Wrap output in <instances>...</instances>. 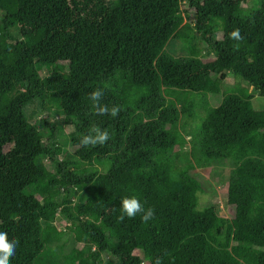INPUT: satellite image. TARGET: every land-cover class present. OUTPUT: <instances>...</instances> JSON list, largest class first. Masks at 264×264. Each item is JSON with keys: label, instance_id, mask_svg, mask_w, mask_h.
Returning <instances> with one entry per match:
<instances>
[{"label": "trees", "instance_id": "trees-1", "mask_svg": "<svg viewBox=\"0 0 264 264\" xmlns=\"http://www.w3.org/2000/svg\"><path fill=\"white\" fill-rule=\"evenodd\" d=\"M246 1L0 0V232L18 242L10 264H63L56 213L86 238L71 264H107L102 255L264 264V109L253 103L264 98V0L241 12ZM178 41L188 55L168 51ZM95 89L101 105L120 106L117 117L97 114ZM51 110L71 128L70 157L59 156V122L41 117ZM93 127L110 139L81 145ZM217 163L231 169L228 218L200 205L195 171ZM130 196L154 218L120 221Z\"/></svg>", "mask_w": 264, "mask_h": 264}, {"label": "rangeland", "instance_id": "rangeland-1", "mask_svg": "<svg viewBox=\"0 0 264 264\" xmlns=\"http://www.w3.org/2000/svg\"><path fill=\"white\" fill-rule=\"evenodd\" d=\"M257 0H247L243 6H241L239 9L241 12H247L252 7H254V3ZM187 17H185V20H188L191 23H196V16L193 13H190L189 15L186 14ZM217 36L220 38L219 33ZM168 51L174 55L175 57L185 56L188 55L189 52L185 48V45L178 41V42H170V44L167 47ZM234 79L231 74L227 76V79L224 82L225 86H233L234 85ZM246 87L249 88L250 91L253 89L245 84ZM168 99H174L173 96L166 95ZM256 98L254 100V106L256 109L263 110L264 109V98L258 97L255 94ZM55 116L58 119L53 120V116ZM48 116L50 121L53 122H59L61 126V130H59L60 133L63 134L61 137V140L63 141L62 146L63 149L61 152H59V156L64 159L67 157H70L73 153V149L69 146L68 136L71 132V128L66 126V124H62L63 118L59 114L57 115L55 113V110H51L47 114H42L41 117L44 118V116ZM32 120V118H31ZM47 132V129L44 131ZM187 140H190V138H187ZM189 148V147H188ZM78 168H89V165L87 164H81V166ZM230 167L228 165L217 163L209 168H197L195 171V174L197 178L202 182L203 185V192L199 195L200 198V205L202 207H209V206H217L219 209L220 216L223 217H232L233 211H231L230 208H228L227 205V192H228V176L230 174ZM91 219H93L92 216H87ZM87 217H81L83 219H86ZM53 227L55 228L56 234L63 233V239L60 242L59 245H55V249L57 252V256L62 259L64 262H61L63 264H71L72 262H69L70 260H77L81 261L84 259L83 256V245L86 243V238L81 233L79 227H74L73 224H68L63 217L58 213H56L54 220H53ZM65 234V236H64ZM140 252L137 251L136 255H138ZM102 259L107 264H112L110 260H113L112 258H108L106 255H102Z\"/></svg>", "mask_w": 264, "mask_h": 264}, {"label": "clouds", "instance_id": "clouds-1", "mask_svg": "<svg viewBox=\"0 0 264 264\" xmlns=\"http://www.w3.org/2000/svg\"><path fill=\"white\" fill-rule=\"evenodd\" d=\"M231 37L237 41L241 40L240 30L236 29L231 33ZM90 99L94 102L98 115L110 114L113 118L117 117L120 112V106L115 105L109 108L107 105H101L100 101L104 96L102 89H95L90 94ZM110 139V134L107 130H102L99 127H93L88 134H85L80 139V144L83 146L104 145ZM122 214L119 217L120 221L125 219L135 218L138 214H143L141 220L147 223L154 218V210L149 208L145 210L143 204L136 196L124 197L121 200ZM17 241H9L6 232H0V264H10V258L15 255Z\"/></svg>", "mask_w": 264, "mask_h": 264}]
</instances>
